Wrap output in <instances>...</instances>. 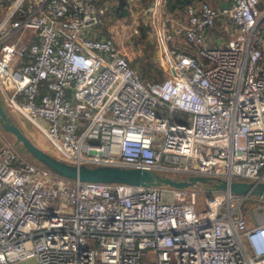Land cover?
<instances>
[{"label": "built area", "instance_id": "1", "mask_svg": "<svg viewBox=\"0 0 264 264\" xmlns=\"http://www.w3.org/2000/svg\"><path fill=\"white\" fill-rule=\"evenodd\" d=\"M120 1L0 0L4 103L73 165L264 181V0H190L184 18L139 4L166 70L155 80L131 64L132 37L102 30ZM219 19L235 34L213 45ZM17 144L0 124V264H264V219L243 208L263 195L72 178Z\"/></svg>", "mask_w": 264, "mask_h": 264}, {"label": "water", "instance_id": "2", "mask_svg": "<svg viewBox=\"0 0 264 264\" xmlns=\"http://www.w3.org/2000/svg\"><path fill=\"white\" fill-rule=\"evenodd\" d=\"M262 3V1L260 2ZM224 6V3H221ZM206 32V30L204 31ZM0 124L14 135L16 142L25 144L26 149L32 151L36 158L43 160L57 172L84 180H124L138 185L169 184L172 186L186 187L197 185L199 182L211 181L208 189H227L237 193L260 194L264 196V181L248 179L218 178L204 174L188 173L187 177L176 178L170 174H162L160 171L150 167H132L106 164H68L52 154L47 153L23 131L15 121L12 114L6 109L3 99L0 97Z\"/></svg>", "mask_w": 264, "mask_h": 264}, {"label": "rangeland", "instance_id": "3", "mask_svg": "<svg viewBox=\"0 0 264 264\" xmlns=\"http://www.w3.org/2000/svg\"><path fill=\"white\" fill-rule=\"evenodd\" d=\"M144 4V3H142ZM129 12H126L127 14L125 15L126 20L119 21L117 20V22H123L120 26L115 25V29H116V33H115V37L116 39H118L119 41H123L126 39V37H132V34L135 32V28H137V26L139 27V23H140V17H141V9L139 5H136V2L133 3L131 5V8L128 9ZM183 8H178L176 10H174L175 12L173 13L177 18H183L184 17V10ZM117 18V16H115ZM150 23L152 22V20H148ZM234 24V22H232ZM119 30V31H117ZM31 30L28 29L26 30V32H30ZM123 32L126 34H123ZM129 33V34H127ZM139 37V35H138ZM137 39V36H135V41ZM135 48V47H134ZM137 55V51L136 49L132 51V55ZM157 56V55H156ZM133 57V56H132ZM157 61L158 63H161L164 66V63L161 61V59L157 56ZM9 110L11 112V114L13 115L15 121L19 124V126L23 129V131L26 133L27 136H29L31 138V140L37 144L39 147H41L43 150H45L47 153L52 154L58 158L64 159V161L68 164H73L72 162H70L68 159L64 158L63 156H61L60 154H57L54 145L52 144V142L50 141V139L46 136V134L40 130L38 128V126L30 119L28 118L26 115H24L23 113H21L20 111H18L17 109H13L9 107ZM7 135L9 137V139L13 142H16V139L14 137V135H12L10 132L7 131ZM20 146V148L22 149V151L25 153V156L28 157L29 160L34 161V162H38L42 165H44L45 167H48L52 170H54L53 168H51L48 164H46L43 160L36 158V156L34 155V153L32 151H30L29 149L27 150L25 148V146L23 145V147L21 146V144H19L20 142H17ZM24 149V150H23ZM90 165H95V164H90ZM56 171V170H54ZM166 173L172 175L173 177H177V178H181V177H187L188 173L185 171H166ZM205 182H199L196 186H193L199 190L204 189L205 186L203 183ZM200 199H202L200 197ZM204 200V198H203ZM258 204H260L259 201H253L249 198L245 199L243 201V208H244V213L246 215V217L249 220V223H255L256 220H263L264 219V206H260L258 208ZM257 207V208H255ZM245 239V237H244ZM246 242V239H245ZM249 253H251V250L248 249ZM27 264H35L36 263V258L35 257H30L27 258L26 260Z\"/></svg>", "mask_w": 264, "mask_h": 264}, {"label": "trees", "instance_id": "4", "mask_svg": "<svg viewBox=\"0 0 264 264\" xmlns=\"http://www.w3.org/2000/svg\"><path fill=\"white\" fill-rule=\"evenodd\" d=\"M144 5L148 2H151V0H143ZM185 0H166V6L167 8H172L175 6H183ZM117 12H123L126 13L127 11L124 9L125 7V0H121L119 4L117 5ZM109 18L105 20V23L102 25V30L105 32L109 31V26L112 25L116 17L112 13H109ZM118 17V15H117ZM150 25L144 24L143 22L139 23V27L137 26V31H135L132 34V38L134 40V47L137 51V55L135 54L133 57L130 58V62L133 66H136L142 77L145 80H155V79H162L166 75V71L164 67L157 62L155 59V43L153 39H151L150 34ZM139 35V37H138ZM135 36H137V39L135 41ZM1 99L2 96L0 95ZM4 102V101H3ZM6 109L10 112L8 106L4 103ZM11 113V112H10ZM13 116V115H12ZM14 118V117H13ZM21 146H25L24 143L20 142ZM26 148V146H25ZM24 150V149H23ZM56 157V156H55ZM58 158V157H57ZM164 174V172H161ZM177 178V177H176ZM205 186H210L212 184L211 181H207L206 183H203ZM190 186H196V185H190ZM207 188V187H205Z\"/></svg>", "mask_w": 264, "mask_h": 264}, {"label": "crops", "instance_id": "5", "mask_svg": "<svg viewBox=\"0 0 264 264\" xmlns=\"http://www.w3.org/2000/svg\"><path fill=\"white\" fill-rule=\"evenodd\" d=\"M189 1L190 0H185L183 6H181V7L180 6H175V7H172V8H167V6H166V10L170 11L171 12V15L175 16L173 14L175 12L174 10H176L178 8H183V10L185 12L186 3L189 2ZM212 2L214 4H216V5H219V6H222L221 3H224L225 4L224 6H226V5H229L230 3H232V0H212ZM126 3H127V0H125V4ZM142 3H144L143 0L141 1V3L138 2V5L139 4H142ZM151 3H152V0H151V2H148L147 3V8L151 5ZM142 5H144V4H142ZM117 8H118L117 7V4H111L110 10L108 11L107 16L105 18V20L107 18H109V16H110L109 13H112V15L114 14L115 16L118 15V17L116 18L115 22L112 25L109 26V31L110 32H105L104 31L106 34L113 35L114 37H115V33H116L115 25H118L119 24V22H117V20H119V21H122V19L123 20H126L125 15L127 14V13H123V12H117ZM124 9L127 12H129V10H128L129 8L126 7V5H125ZM167 14L170 15V13H167ZM184 17H185V14H184ZM145 18H146V14L144 13V11H141L140 22H143L144 24H149L151 26V23L148 21V20H150L148 12H147V23L145 21ZM122 23L123 22H120V24L118 26H120ZM234 26L235 25L230 20L224 21V19H219L217 21V24L214 27L209 28L206 31V34L210 38V41H211V43L213 45H218V44H222L223 45V44H226L227 39L233 37V35L235 34V28H234ZM150 29H151V27H150ZM117 31H119V30H117ZM135 31H137V28H135ZM150 34H151V39H153V41L155 43V46H156V48H155V55L154 56H155V59L157 60V56L156 55H158V49H157V45H156V40H155V37L152 35L151 30H150ZM115 39H116V37H115ZM183 40H184V34L183 33H179L176 36V42L182 43ZM159 64H161V63H159ZM134 67L139 71V69L136 66H134ZM163 67H165V66H163ZM139 73H140V71H139Z\"/></svg>", "mask_w": 264, "mask_h": 264}]
</instances>
